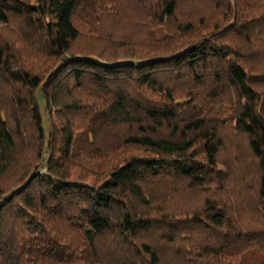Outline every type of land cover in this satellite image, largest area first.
Listing matches in <instances>:
<instances>
[{
  "label": "trees",
  "instance_id": "1",
  "mask_svg": "<svg viewBox=\"0 0 264 264\" xmlns=\"http://www.w3.org/2000/svg\"><path fill=\"white\" fill-rule=\"evenodd\" d=\"M255 42L264 0H0V264H264Z\"/></svg>",
  "mask_w": 264,
  "mask_h": 264
},
{
  "label": "rangeland",
  "instance_id": "2",
  "mask_svg": "<svg viewBox=\"0 0 264 264\" xmlns=\"http://www.w3.org/2000/svg\"><path fill=\"white\" fill-rule=\"evenodd\" d=\"M260 44H262V45H260ZM260 44H257L255 42V46L257 47V45H258V47H259L258 49L264 48V43L262 42ZM242 47L245 49L246 45L243 44ZM259 52H263L264 53V49L259 50L258 53L256 52V55H258L259 57H262L263 55L259 54ZM260 60H262V59L258 58V60H254V64L257 65V68H254V72L253 73L255 75L256 74H262L264 76V62L263 61L260 62ZM240 61H242L245 64L244 60H240ZM247 69L249 70V67H247ZM262 86H263L262 88H264V85H262ZM258 87H260V85H258ZM39 105H40L41 113L43 114L44 111H43V102H42V100H40ZM44 116H45L44 117V119H45L46 118V114H44ZM43 127L45 128V130H47V125H46L45 120H43ZM250 170H252V168H250ZM175 197L176 198L174 199V201L172 203V206H171L173 209L175 207L179 209V208L182 207L181 205H183L185 203L194 202V201L197 200L196 196H194V195L192 196L189 192H186L184 190H179L178 194ZM245 213H246V216L248 218H251V220L255 218L251 211H247ZM241 215H242V217H244L243 213Z\"/></svg>",
  "mask_w": 264,
  "mask_h": 264
}]
</instances>
